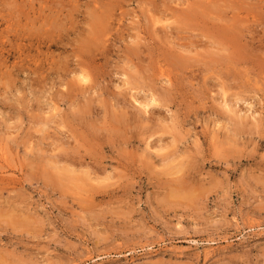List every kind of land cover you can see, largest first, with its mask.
<instances>
[{
    "label": "rangeland",
    "instance_id": "rangeland-1",
    "mask_svg": "<svg viewBox=\"0 0 264 264\" xmlns=\"http://www.w3.org/2000/svg\"><path fill=\"white\" fill-rule=\"evenodd\" d=\"M0 264H264V0H0Z\"/></svg>",
    "mask_w": 264,
    "mask_h": 264
},
{
    "label": "bare ground",
    "instance_id": "bare-ground-1",
    "mask_svg": "<svg viewBox=\"0 0 264 264\" xmlns=\"http://www.w3.org/2000/svg\"><path fill=\"white\" fill-rule=\"evenodd\" d=\"M81 70H82V69H80V71H81ZM83 72H84V69H83V71L80 72L79 74L81 75V73H83ZM83 74H87V73L85 72V73H83ZM81 77L83 78V77H85V75H84V76H81ZM223 92H224V91H223ZM223 95H224V94H223ZM153 100H154V99H153ZM151 102H152V101H151ZM153 102H154V101H153ZM223 103H224V102H223ZM143 105H145V103H144ZM223 105H224V104H223ZM145 106H146V105H145ZM145 106H144V107H145ZM144 107H143V108H144ZM146 110H147V108H146ZM250 116H251V115H250ZM252 116H253V115H252ZM256 119H257V118H256ZM254 120H255V119H254Z\"/></svg>",
    "mask_w": 264,
    "mask_h": 264
}]
</instances>
